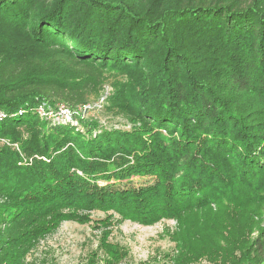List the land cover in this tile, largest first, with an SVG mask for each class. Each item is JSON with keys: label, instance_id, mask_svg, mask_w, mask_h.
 Listing matches in <instances>:
<instances>
[{"label": "trees", "instance_id": "1", "mask_svg": "<svg viewBox=\"0 0 264 264\" xmlns=\"http://www.w3.org/2000/svg\"><path fill=\"white\" fill-rule=\"evenodd\" d=\"M107 84L108 112L130 130L84 133L38 113L77 109ZM0 109V224L63 207L177 217L182 257L208 231L195 256L264 264V225L252 237L248 225L264 201V0H0ZM21 124L29 164L11 148ZM135 176L153 179L126 185Z\"/></svg>", "mask_w": 264, "mask_h": 264}, {"label": "rangeland", "instance_id": "2", "mask_svg": "<svg viewBox=\"0 0 264 264\" xmlns=\"http://www.w3.org/2000/svg\"><path fill=\"white\" fill-rule=\"evenodd\" d=\"M101 91L100 96L89 101L90 107L86 111L74 109L77 112L73 114V118L77 121L78 128L86 133L87 129H91L92 122L97 126L91 129V133L112 128L130 130L132 126L126 118L108 112L107 98L114 91L112 86L107 84ZM28 128L30 124L16 127L21 141L11 146L20 153V164H29V161L37 156L29 157L22 149L21 142L30 136ZM3 142L4 139L0 140V147L5 145ZM8 143L10 144L9 141ZM152 179L149 176H135L125 183L140 186L151 182ZM251 206L256 207L253 217L256 223L248 222L249 227L254 223L252 237L257 233L258 227L264 225V201ZM211 207L217 218L222 219L220 224L225 225L230 216L223 211L224 206L214 202ZM70 210L88 217V220L80 221L72 217H65L59 223L57 220H51L55 213H68ZM205 210L206 208L200 207L186 211V222L197 224V221L204 217ZM179 220L177 217H162L154 223L145 224L124 218L116 210L95 208L63 207L51 212L31 213L14 226L0 224V240L15 239L3 250L0 246V264H223L220 259H213L207 253L198 256L194 254L195 249L204 248V243L210 242V238L206 237L210 234L208 231L198 237L192 246L186 238V257H182L181 237L178 236ZM39 224L43 225L37 229ZM108 244L120 249L117 258L111 257L114 252L108 248Z\"/></svg>", "mask_w": 264, "mask_h": 264}, {"label": "built area", "instance_id": "3", "mask_svg": "<svg viewBox=\"0 0 264 264\" xmlns=\"http://www.w3.org/2000/svg\"><path fill=\"white\" fill-rule=\"evenodd\" d=\"M89 104H84L80 106L78 109L79 111L82 109L83 111H86L89 108ZM38 113L40 117L42 118H49L52 119L54 122H64V121H72L74 124H78L77 121L74 120L73 114H75L77 111H74V109L64 105L60 104L58 106H50L47 103H41L38 108ZM22 110H19L21 113ZM74 111V112H73ZM7 116V113L4 109H0V120L5 118ZM3 140V139H2Z\"/></svg>", "mask_w": 264, "mask_h": 264}]
</instances>
